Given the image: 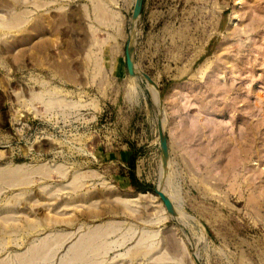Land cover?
<instances>
[{
  "label": "rangeland",
  "instance_id": "1",
  "mask_svg": "<svg viewBox=\"0 0 264 264\" xmlns=\"http://www.w3.org/2000/svg\"><path fill=\"white\" fill-rule=\"evenodd\" d=\"M134 3L0 0V264H264V0H156L131 77Z\"/></svg>",
  "mask_w": 264,
  "mask_h": 264
},
{
  "label": "water",
  "instance_id": "2",
  "mask_svg": "<svg viewBox=\"0 0 264 264\" xmlns=\"http://www.w3.org/2000/svg\"><path fill=\"white\" fill-rule=\"evenodd\" d=\"M144 0H135L133 9H132V14H131V30L128 34V41L126 44V67L129 75L131 77H134L137 75V67L135 64L134 60V28L135 25L141 15V10L143 6ZM141 74L146 78V80L155 85L158 89L159 92V105H160V110L159 113L163 112V101H162V95L160 94L159 91V86L157 82L150 77L148 74L141 72ZM164 119L163 117H159L158 120V127H159V141H160V148H161V155H162V161L164 165H167L168 161V143H167V135L165 133L163 124H164ZM159 196L163 200L165 207L169 213H171L173 216H178V213L173 206V204L169 201V199L166 197V194L163 190L159 191Z\"/></svg>",
  "mask_w": 264,
  "mask_h": 264
},
{
  "label": "crops",
  "instance_id": "3",
  "mask_svg": "<svg viewBox=\"0 0 264 264\" xmlns=\"http://www.w3.org/2000/svg\"><path fill=\"white\" fill-rule=\"evenodd\" d=\"M155 2L156 0H144L143 2L141 11L142 14L148 13V18H147L148 21H150L153 14H156L155 12H157L156 9L155 10L153 9Z\"/></svg>",
  "mask_w": 264,
  "mask_h": 264
},
{
  "label": "bare ground",
  "instance_id": "4",
  "mask_svg": "<svg viewBox=\"0 0 264 264\" xmlns=\"http://www.w3.org/2000/svg\"><path fill=\"white\" fill-rule=\"evenodd\" d=\"M137 25V24H136ZM135 25V26H136ZM136 43V36H135V32H134V44ZM145 78V77H144ZM144 80H146V78L144 79ZM146 82L148 83V86L150 87V90H151V92H152V95H153V98L155 99V98H157V95H156V90L158 91V89H157V87L155 86V85H153V84H151V83H149L147 80H146ZM158 95H159V92H158ZM169 163H170V158H169V160H168V164L165 166L166 167V170H167V168L169 167ZM157 189H158V191H160V189L157 187ZM166 197H167V195H166ZM168 198V197H167ZM169 199V198H168ZM163 201V200H162ZM169 201H170V199H169ZM171 202V201H170ZM172 203V202H171ZM35 257V256H34Z\"/></svg>",
  "mask_w": 264,
  "mask_h": 264
}]
</instances>
